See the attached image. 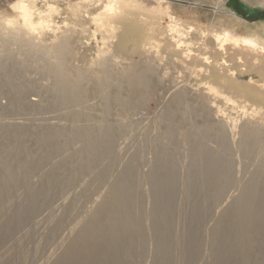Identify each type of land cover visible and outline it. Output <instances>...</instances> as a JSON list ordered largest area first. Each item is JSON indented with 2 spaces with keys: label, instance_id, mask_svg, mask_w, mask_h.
Instances as JSON below:
<instances>
[{
  "label": "bare ground",
  "instance_id": "1",
  "mask_svg": "<svg viewBox=\"0 0 264 264\" xmlns=\"http://www.w3.org/2000/svg\"><path fill=\"white\" fill-rule=\"evenodd\" d=\"M162 9L172 22L151 26L132 53L112 50L122 41L113 18L97 19L111 29L90 63L68 21L46 30L24 5L23 26L3 21L6 111H45L0 123V264H264V102L232 116L217 103L229 98L210 94L237 85L230 48L264 54V24L230 14L182 30L175 9ZM195 31L215 37L219 61L184 39ZM12 47L26 64L42 59L46 95L26 92ZM156 86L157 110L133 105Z\"/></svg>",
  "mask_w": 264,
  "mask_h": 264
},
{
  "label": "rangeland",
  "instance_id": "2",
  "mask_svg": "<svg viewBox=\"0 0 264 264\" xmlns=\"http://www.w3.org/2000/svg\"><path fill=\"white\" fill-rule=\"evenodd\" d=\"M47 3L53 4L52 6H54L56 9L51 10ZM108 3H111L115 6L113 12L111 13L106 10ZM23 5L30 9L33 22L35 24L42 23V27H46V30L49 28L52 29L54 27L53 25L56 26L54 21H57L59 25H62L64 21H68V26H70L68 29L72 30H74L76 26L74 31L77 30L76 32L83 36L84 42L87 41V43H89L93 49V52L89 53L88 55L87 63L89 61L98 59L97 54L99 49H106L104 45L106 40L104 38L108 35L107 29H111V27L108 25H101V22H98V24L97 19L106 21L105 19L109 20V17L113 18V28L117 31L119 36L122 37V41L119 43L117 40H115V44H112V50L113 48H116L117 45H119L121 48L118 47L115 49L117 51L120 50L119 54H125L127 51L131 52V50L134 48V41L136 42V39L141 36H145L147 31H150L149 28H151V26L154 25L153 28L155 32L159 31L161 28L164 30L166 29L173 19L164 13L165 10L162 9L164 6H171L175 9L174 18L177 20L178 27L182 30L187 29L186 23L188 22L189 24H194L197 26L200 24L201 28L206 29L208 28L209 23H211L215 18H224L230 14H234V16L236 14L238 18L235 17V21H241L243 25L246 24L250 27H255V24H264V0H0V37L5 35L6 41L9 32L6 30L8 27L6 26L5 28L4 25H6L5 23H7L6 21H8V19L10 20L13 18L12 21H17L16 24L18 23L19 26H23V24H25V18L21 17L17 10V7H21ZM14 7H16V9H14ZM192 13H194V16L191 17ZM117 18L119 19L117 20ZM196 18H198V21ZM3 21H5V23ZM159 25L162 27L160 28ZM83 31H86V33L84 34ZM184 39L186 41L193 42L195 48L194 51L196 53H198V48L195 47V44L199 45L204 42L209 48L204 50L203 53L206 54L207 57H211L214 60H220L217 59L221 58V56L217 53V41L213 35L205 36L199 31H195L193 32L192 36L186 34ZM124 45L126 46L124 47ZM233 48L234 47L230 48V54L227 55V59L232 64V69L235 70L236 77H238V80H234L235 84L237 83V85L233 87H224L220 85V88H212L214 89V93L212 92L210 94L212 97L215 94V97L219 95L222 98H229V100L223 102H220V99H218L217 103H220L221 107L225 105L227 111L230 113L232 112L230 115L235 116L238 114V111L241 113L242 111L250 112L251 103L254 104V101L258 95H260V97L258 96L260 101L264 102V98H261V95H264V54L253 53L252 55L249 54L248 56L238 55L234 52ZM5 49L6 47L3 46L0 40V56H2V53ZM11 51L14 54V57L12 58L17 60L13 67L19 70L23 76V79L20 81L24 85L29 84L25 89L26 92L29 94L38 93L39 95H46V93H48V89H50L52 81L44 75L42 76L40 73L43 69V63L41 61L42 59L39 57L38 59H33L26 64L22 57H19V49L17 50L15 47H12ZM199 56L202 57L201 54H199ZM133 59L137 60L138 57L135 56ZM51 62L52 61H50V63ZM157 66L161 69L162 74H164L166 71L165 62L156 64V68ZM230 74L231 72H228V75ZM160 89V87L156 86L149 94H144L139 98L134 99L133 105H145L150 111L157 110L158 104L156 100H161L162 98V92ZM12 98V92L9 93L7 91L1 90L0 87V123L5 124V121L8 118L13 117V115L15 116L25 113L34 117L39 115L42 116L44 113L43 111H45H40L37 109V107H31L28 110L20 109L16 113H9L6 111V109L8 108L9 102H12ZM233 98L236 101L238 100L237 102L240 101V103L243 102L242 100H244L246 105L242 103L243 107H239L240 103L239 105L238 103L236 105V101H234ZM225 102H227V105L223 104ZM229 102L233 103L229 106ZM240 108L249 109H244L241 111ZM233 109L237 110L232 111ZM38 111L39 114L37 113ZM262 112L264 113V110ZM93 114L99 117L100 112L96 111L95 113L93 112ZM56 139V142L61 140L59 138ZM25 141L36 142V138L30 136ZM66 148L69 149L70 145ZM66 148H63L62 150H65L67 153ZM58 153H62L60 154L61 156L64 154L63 152ZM66 153L62 157H65ZM30 156L35 157L33 154Z\"/></svg>",
  "mask_w": 264,
  "mask_h": 264
},
{
  "label": "water",
  "instance_id": "3",
  "mask_svg": "<svg viewBox=\"0 0 264 264\" xmlns=\"http://www.w3.org/2000/svg\"><path fill=\"white\" fill-rule=\"evenodd\" d=\"M262 14H263V13H262ZM262 14H261V15H262Z\"/></svg>",
  "mask_w": 264,
  "mask_h": 264
}]
</instances>
